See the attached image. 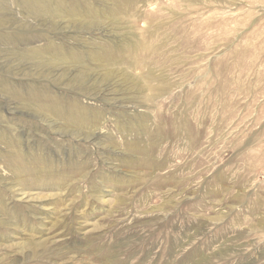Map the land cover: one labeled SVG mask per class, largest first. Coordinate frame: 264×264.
I'll return each mask as SVG.
<instances>
[{"label": "rangeland", "instance_id": "1", "mask_svg": "<svg viewBox=\"0 0 264 264\" xmlns=\"http://www.w3.org/2000/svg\"><path fill=\"white\" fill-rule=\"evenodd\" d=\"M23 1L0 0V264H264V0ZM159 21L157 97L98 57Z\"/></svg>", "mask_w": 264, "mask_h": 264}, {"label": "bare ground", "instance_id": "2", "mask_svg": "<svg viewBox=\"0 0 264 264\" xmlns=\"http://www.w3.org/2000/svg\"><path fill=\"white\" fill-rule=\"evenodd\" d=\"M114 1H116L117 4V0ZM139 2L140 0H118V3L121 4V7H124L121 10L128 14V16L136 17V20L138 16L137 4ZM23 5H25L32 11L34 10L35 12L62 11L67 12V14H74L77 10L74 6L65 7L63 6V4H54L53 6V4L48 0H24ZM114 14L117 15V6ZM163 28L164 23H162L161 21L156 23L151 22L148 25L147 29H145L144 31L142 30V40H138L135 45L133 43L134 46H130L122 51V55H120L119 59H117V51L114 52L111 50L104 51L99 55L98 59L100 62L107 65H115L117 64L118 60V62L126 64L128 68L133 69L134 71H138V79L143 81L144 87H146L145 90L158 97L159 95L166 93L168 89V83L166 84V81L164 82L162 77L156 75L152 68L154 62L166 57L164 48L166 46L168 38L163 32H160ZM161 35L163 36V38H165H161V40L159 41L158 39ZM134 81H137V79H135ZM147 102H151L149 97H147ZM53 108L58 114L66 115L70 123L74 125L84 123L86 124V122H90V119L86 117L88 114L87 110H85V108H83V106H81L78 102H75L67 111H63L60 106L56 104ZM90 123L96 125V121L91 120Z\"/></svg>", "mask_w": 264, "mask_h": 264}]
</instances>
